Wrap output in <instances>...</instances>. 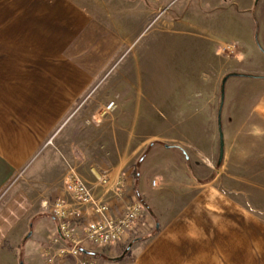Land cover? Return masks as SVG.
I'll use <instances>...</instances> for the list:
<instances>
[{
	"label": "crops",
	"instance_id": "obj_1",
	"mask_svg": "<svg viewBox=\"0 0 264 264\" xmlns=\"http://www.w3.org/2000/svg\"><path fill=\"white\" fill-rule=\"evenodd\" d=\"M232 1L240 10L256 7L255 0ZM159 3L0 0V192L27 163H33L28 180L34 183L29 188L25 181L26 185L18 186L8 201L0 204V264H47L41 250L56 234L50 204L62 193L59 181L71 167H83L88 174L106 170H92L95 165L88 168L76 150L83 145V124L76 117L80 116L79 99L122 47H133L137 33L143 31ZM258 18L257 24L255 19L236 24L234 42L205 36L199 43L210 46L216 56L253 52L264 57V9ZM179 22L183 20L169 17L163 23L171 27ZM168 42L171 47L172 39ZM222 66L219 72L224 77L227 70ZM255 75L259 96L247 118L237 119L234 104L223 117L227 138L222 159L212 160L217 140L213 133L207 140L199 136L190 139L193 149L162 146L164 151L159 152L172 160L148 167L166 182L160 195L164 189H173L174 200L160 206L155 195L140 189L141 172L127 178L130 192L145 205L144 216L137 234L121 247L98 254V264H264V217L250 204L225 193L219 177L221 171L231 180L234 175L247 174L251 190L264 184V72ZM204 90L213 94L204 97L200 109L209 116L193 114L182 124L207 125L217 120L220 88ZM51 137L52 144H47ZM173 175L181 176L178 184H172ZM32 188L43 197L52 195L45 210L37 208L40 201H35L38 195ZM55 264L77 261L68 255Z\"/></svg>",
	"mask_w": 264,
	"mask_h": 264
},
{
	"label": "rangeland",
	"instance_id": "obj_2",
	"mask_svg": "<svg viewBox=\"0 0 264 264\" xmlns=\"http://www.w3.org/2000/svg\"><path fill=\"white\" fill-rule=\"evenodd\" d=\"M217 3L219 5L215 6ZM159 4L156 11L149 14L143 31L137 33L133 47H122L89 90L81 95L78 105L80 116L76 117L83 124L80 133L83 145L76 150L88 168L95 165L92 170L106 169L113 179L118 175L134 178L141 172L140 189L155 195L159 205L163 206L165 202L174 200L173 189L170 192L164 189L160 195L166 182L156 177V172L148 170L154 164L172 160L165 152H159L164 151L162 146L176 147L177 144L193 149L190 139H198L199 136V139L207 140L214 133L217 140L213 145L212 160L216 161L220 156L221 134L224 146L226 143L227 131L223 123L226 122L229 105H235L236 113H239L237 119H246L249 108L259 96L260 87L255 82L259 78H255V74L264 72V57L253 52L234 57L216 56L210 46L199 43L201 37H218L220 41L234 42L236 24L254 19L256 24L260 21L258 17L263 13L264 0H255L256 7L251 11L240 10L232 0H160ZM169 17L181 18L183 22L167 27L163 22ZM169 39H172L171 47L168 46ZM218 44L222 45L221 42ZM221 65L227 70L224 77L219 72ZM226 76L229 77L223 84ZM206 87L220 88L221 98L216 101L219 105L217 120L207 125L182 124L193 114L209 116L200 110L204 97L213 96L204 93ZM198 91L203 93L199 95ZM111 102L114 105L108 107ZM153 143L157 144L151 146ZM149 147L146 159L141 163ZM32 165L27 163L5 185L0 192V204L6 203L18 186L26 185L25 181L29 188L33 187L34 183L28 180ZM82 168L71 167L66 173L82 174L88 181L93 180V173L88 174ZM219 177L224 183L225 193L239 198L246 205L250 204L264 217V184L259 183L251 190L248 189L247 174L234 175L231 180L230 175L221 171ZM180 180L181 176L173 175L171 182L178 184ZM32 193L38 195L35 201H40L37 207L40 211L45 210L53 198L52 195L43 197L33 188ZM256 228L260 225L257 224ZM32 229L33 226L27 235Z\"/></svg>",
	"mask_w": 264,
	"mask_h": 264
},
{
	"label": "built area",
	"instance_id": "obj_3",
	"mask_svg": "<svg viewBox=\"0 0 264 264\" xmlns=\"http://www.w3.org/2000/svg\"><path fill=\"white\" fill-rule=\"evenodd\" d=\"M113 105L111 102L108 107ZM93 175L94 179L88 181L77 173H68L59 181L62 193L50 204L57 222L56 234L41 250L47 264L68 255L75 257L77 264H98V254L121 247L137 234L145 207L130 192L126 176L113 179L107 170H96Z\"/></svg>",
	"mask_w": 264,
	"mask_h": 264
},
{
	"label": "water",
	"instance_id": "obj_4",
	"mask_svg": "<svg viewBox=\"0 0 264 264\" xmlns=\"http://www.w3.org/2000/svg\"><path fill=\"white\" fill-rule=\"evenodd\" d=\"M229 76H226L224 79H223V84L226 82V80L228 79ZM222 101H223V90H222ZM222 105V104H221ZM221 108V107H220ZM223 152H224V144H223V141H222V134H221V147H220V159L223 158Z\"/></svg>",
	"mask_w": 264,
	"mask_h": 264
},
{
	"label": "trees",
	"instance_id": "obj_5",
	"mask_svg": "<svg viewBox=\"0 0 264 264\" xmlns=\"http://www.w3.org/2000/svg\"><path fill=\"white\" fill-rule=\"evenodd\" d=\"M229 76H231V75H229Z\"/></svg>",
	"mask_w": 264,
	"mask_h": 264
}]
</instances>
